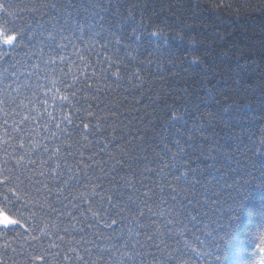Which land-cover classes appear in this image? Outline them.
<instances>
[{"label": "snow or ice", "instance_id": "6c2138e0", "mask_svg": "<svg viewBox=\"0 0 264 264\" xmlns=\"http://www.w3.org/2000/svg\"><path fill=\"white\" fill-rule=\"evenodd\" d=\"M202 2L214 9L232 7L223 0H196L195 7H201ZM150 4L151 0L144 4L127 0H0V264H184L181 257L190 242L197 247L205 244L196 234L201 232L203 218L192 207L194 198H181L185 189L180 184L185 174L194 175L199 183L198 169L192 166L200 157H191L208 145L207 132L215 135L212 125L219 114L209 113L208 128H188L189 117L197 125L204 119L197 118L195 112L170 116L169 130L174 135L163 145V155L170 162L156 170L174 177L171 182L161 177L168 191L159 195L169 197L160 201L163 210L154 200L157 193L151 183L155 181H136L132 167L141 144L149 142L150 131L143 130L141 143L135 145L126 141L123 130L115 125H108L112 135H106L108 118L102 113L116 112L108 102L110 94L125 82L141 79L145 66L138 56L153 43L157 49L167 44L163 32L149 31L152 22H145ZM244 6L239 5L236 11ZM152 63L149 59V67ZM199 63L198 58L190 61ZM249 72L256 80L249 79L250 87L243 92L259 91V96H249L248 102L257 105L264 116V66L249 65ZM235 95L240 96L241 91ZM243 108L240 100L223 112L231 114L237 124H251L256 111L250 117ZM181 119L183 125L178 124ZM129 135L136 139L141 129ZM96 137H103V142ZM121 141L126 142L121 145ZM260 144L264 147V133ZM112 145L117 146L115 155L108 151ZM255 148L253 144L249 151ZM86 152L91 154L85 157ZM104 154L108 160L103 159ZM124 165H128L125 176L116 179ZM181 168L187 172L182 173ZM261 173L264 175V169ZM140 174L152 175L150 171ZM233 201L235 206L229 205L228 211L213 221L215 227L209 233L220 253L240 227L236 221L242 201ZM149 204L155 210L148 208ZM140 205L148 209L147 223ZM190 209L195 214H190ZM249 215H258L259 220L255 230L242 232L237 264H264V210ZM117 225L121 234L105 238L103 229L115 231Z\"/></svg>", "mask_w": 264, "mask_h": 264}, {"label": "trees", "instance_id": "16d2710c", "mask_svg": "<svg viewBox=\"0 0 264 264\" xmlns=\"http://www.w3.org/2000/svg\"><path fill=\"white\" fill-rule=\"evenodd\" d=\"M124 2L125 0H121V3ZM145 2L146 0H127L129 4ZM216 2L220 3L221 0ZM223 3H230L232 7L214 9L202 2L201 7L197 8L196 0H151L149 13L144 17L145 22H152L153 27L149 31L161 30L167 44L157 49L153 43L152 48L137 57L145 66L141 79L132 84L125 82L118 92L111 93L108 102L115 106L116 112L102 113L108 118L106 127L115 125L118 130L122 129L126 141H132L134 145L141 143L143 130L150 131L149 142L141 144V150L136 156L137 163L132 167L137 173L136 181H155L151 183V187L157 193L154 200L160 210L165 207L160 201L169 199L167 195H159L161 191H168V185L163 184L161 177L167 178L169 182L174 179L166 171H156L170 162L163 155V145L174 135L169 130L172 123L170 116L183 117L186 110L188 113L195 112L197 118L203 116L204 119L197 125L189 117L188 128H208L209 113L219 114L217 122L212 125L215 135L211 131L207 132L208 145L191 157L192 160L200 157L192 166L198 169L195 175L200 177L199 183L195 182L194 175L181 176L180 186L185 189L181 198L185 195L189 199L194 198L192 207L203 218L201 232L196 234L205 241L203 247L190 242L186 255L181 257L184 264H237L236 249L243 246L242 232L255 230L259 220L258 215L251 216L249 213L264 210V175L261 173V169H264V147L260 144L264 133V116L257 105L248 102V97H258L259 91L249 92L247 95L243 92L244 88L250 87L249 79L256 80L255 74L249 72V65L264 66V0H223ZM239 5L245 6L236 11ZM137 13L139 21V10ZM196 58L200 63L190 64ZM149 59L153 61L151 67ZM132 70L136 71L135 67ZM127 79L131 80V76ZM237 90L241 91L240 96L235 95ZM240 100L244 102L243 111L250 117L252 111H256L251 124H237L232 120L231 114L223 112L226 106ZM77 123L80 124L81 121L78 120ZM178 124L183 125L184 120L181 119ZM137 129H141V135L133 139L129 132L136 133ZM119 134L118 132L117 135ZM106 135L111 137V127H108ZM187 135L185 131L184 136ZM96 139L101 142L104 140L103 137ZM196 139L198 142L199 134ZM126 141H121V145ZM253 144L256 145L255 151H249ZM116 147L112 145L109 153L115 155ZM213 148L216 149L215 153ZM95 152H100L99 147ZM90 154L84 153L85 157ZM103 159L108 160V155L104 154ZM140 160H144V163H139ZM127 170L128 165H124V170L118 172L115 178L124 177ZM146 171H150L152 175L140 174ZM181 172L186 173L187 170L181 168ZM127 178H133L130 171L127 172ZM233 198L242 201L243 205L239 220L236 221L240 227L235 229L220 253L212 245L214 237L209 233L215 227L213 221L222 217L229 205L235 206ZM148 208H153V204H149ZM140 210L144 212L147 223L148 209L140 205ZM189 211L190 214H195L191 209ZM124 216L127 217L128 212ZM113 218L118 221L121 219L120 216ZM127 227L128 221L125 220L124 231H127ZM115 228V231L103 229L105 238L120 235L121 226L117 225Z\"/></svg>", "mask_w": 264, "mask_h": 264}]
</instances>
